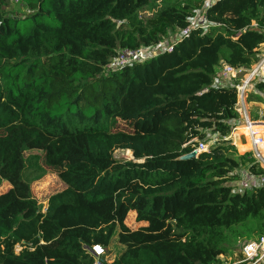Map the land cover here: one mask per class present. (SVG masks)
<instances>
[{
	"label": "trees",
	"instance_id": "obj_1",
	"mask_svg": "<svg viewBox=\"0 0 264 264\" xmlns=\"http://www.w3.org/2000/svg\"><path fill=\"white\" fill-rule=\"evenodd\" d=\"M21 1L28 16L0 14V264H93L92 247L106 250L114 234L123 249L104 264H220L237 239L264 235V186L236 193L228 184L250 154L236 157L227 140L180 160L239 118L235 88L213 78L221 64L256 61L264 0H215L203 16L222 27L192 28L171 52L113 71L119 50L159 42L149 21L177 32L205 0ZM24 148L63 167L64 189L44 212L23 178ZM248 169L264 173L257 162Z\"/></svg>",
	"mask_w": 264,
	"mask_h": 264
},
{
	"label": "built area",
	"instance_id": "obj_2",
	"mask_svg": "<svg viewBox=\"0 0 264 264\" xmlns=\"http://www.w3.org/2000/svg\"><path fill=\"white\" fill-rule=\"evenodd\" d=\"M215 0H205L202 7L200 17L189 19L187 28L179 30L167 41H160L148 47H140L136 50H119L115 57L109 60L107 69L113 71L121 66H130L133 63H141L159 53L171 52L175 43L182 38L187 37L190 29L199 28L206 32L212 28L222 27L218 23L209 22L203 16V11L209 7ZM251 28L256 29L255 23L251 24ZM264 33V30L262 31ZM222 71L219 77L213 78V86L229 87L233 86L237 93V102L235 111L242 119V127L246 130V138L250 142V151L252 152L258 166L264 170V138L258 134L257 127L264 126V41L256 49V61L246 70L232 69L222 64ZM241 72H244L241 74ZM238 74L240 77H238ZM262 84V88H258L257 84ZM252 98L251 103L255 104L254 108L249 110L245 106V102ZM253 113V114H252ZM237 121V120H236ZM236 121L229 128V133L225 137H221L219 133L206 134L204 140L193 146V150L197 154L208 152L209 149L219 144L220 141L230 140L229 135L236 128ZM236 179L229 182L232 192L244 193L256 190L264 186V173L257 174L251 172L248 167H239L233 171ZM106 250L100 246H93L90 253L94 257L93 264L108 263L103 260ZM240 258L233 260L224 255L217 257L218 261L223 260L222 264H264V235L253 240L243 241L238 251Z\"/></svg>",
	"mask_w": 264,
	"mask_h": 264
},
{
	"label": "rangeland",
	"instance_id": "obj_3",
	"mask_svg": "<svg viewBox=\"0 0 264 264\" xmlns=\"http://www.w3.org/2000/svg\"><path fill=\"white\" fill-rule=\"evenodd\" d=\"M194 18L200 17L199 14L202 13V8L199 6L198 2H194ZM201 8V9H200ZM31 13V11L28 9L26 4L21 0H4L2 6L0 7V14L8 17H18V18H24L28 16ZM149 13H146L148 15ZM150 24H156V28L153 29L152 33H155L160 41H167L169 40L173 35L174 31H172L170 28L166 27V24L161 19H152L149 21ZM222 68L221 66L218 67V69L215 72L214 79L219 77V74L221 73ZM238 77L239 74H238ZM242 119L239 117L236 121V128L242 127ZM235 129L233 132H235ZM260 132L262 131L260 127L256 128ZM232 132V133H233ZM5 131H0V136H3ZM232 133L230 134V137L234 139L235 141H238L243 138L244 145L237 149H235V146L230 141V145L232 146L230 150H232L237 156H242L245 154H250L249 156H242L239 158V165L240 167L246 168L250 164L256 162L252 152L250 151V147L248 140L246 138V132H244V137L239 138L236 140ZM209 134V132H207ZM262 136V135H261ZM248 149V150H247ZM114 158L120 161H132V154L128 150H116L113 153ZM23 157L25 158V165L27 167L26 171L24 172L23 178L24 180L30 185V192L32 198L37 202L38 207L41 209V212L45 211L47 199L64 189L63 183L58 178V173L62 170V166L60 167H51L48 166L44 160V156H41L40 152L36 151H30L26 148L23 149ZM8 187L5 184L4 181L0 179V192L6 190ZM126 226L130 228L137 227V223L135 222V215L133 213H129L125 220ZM253 240V239H250ZM243 241H247L244 239H237L236 242L232 243L228 246L230 253L226 256L228 258H231L233 260H237L240 258V255L238 253L240 244ZM123 247L117 242L116 236L114 234L109 246L106 248V251L103 256V260L110 263L111 261L116 258L119 253L122 251ZM18 250V248H17ZM16 250V251H17ZM220 264H222L223 260L219 261Z\"/></svg>",
	"mask_w": 264,
	"mask_h": 264
},
{
	"label": "crops",
	"instance_id": "obj_4",
	"mask_svg": "<svg viewBox=\"0 0 264 264\" xmlns=\"http://www.w3.org/2000/svg\"><path fill=\"white\" fill-rule=\"evenodd\" d=\"M252 98L249 97V99L247 100V102H245V106L246 108H248L249 110L253 109L255 104L251 103ZM253 114V113H252ZM242 126V125H241ZM262 131L258 132L259 135H262V137L264 138V126L260 127Z\"/></svg>",
	"mask_w": 264,
	"mask_h": 264
},
{
	"label": "water",
	"instance_id": "obj_5",
	"mask_svg": "<svg viewBox=\"0 0 264 264\" xmlns=\"http://www.w3.org/2000/svg\"><path fill=\"white\" fill-rule=\"evenodd\" d=\"M199 154V153H198ZM198 154L195 152V151H191L189 152L188 154L182 156L180 158L181 161H186V160H190V159H193V158H196L198 156Z\"/></svg>",
	"mask_w": 264,
	"mask_h": 264
},
{
	"label": "bare ground",
	"instance_id": "obj_6",
	"mask_svg": "<svg viewBox=\"0 0 264 264\" xmlns=\"http://www.w3.org/2000/svg\"><path fill=\"white\" fill-rule=\"evenodd\" d=\"M247 140H248V139H247ZM248 143H249V146H251L249 140H248Z\"/></svg>",
	"mask_w": 264,
	"mask_h": 264
},
{
	"label": "clouds",
	"instance_id": "obj_7",
	"mask_svg": "<svg viewBox=\"0 0 264 264\" xmlns=\"http://www.w3.org/2000/svg\"><path fill=\"white\" fill-rule=\"evenodd\" d=\"M222 65V64H221ZM209 132V131H208ZM230 142V141H229Z\"/></svg>",
	"mask_w": 264,
	"mask_h": 264
}]
</instances>
